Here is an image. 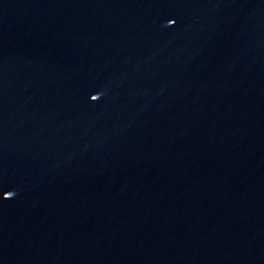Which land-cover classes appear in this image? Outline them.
<instances>
[{"label": "water", "instance_id": "1", "mask_svg": "<svg viewBox=\"0 0 264 264\" xmlns=\"http://www.w3.org/2000/svg\"><path fill=\"white\" fill-rule=\"evenodd\" d=\"M0 264H264V0H0Z\"/></svg>", "mask_w": 264, "mask_h": 264}]
</instances>
